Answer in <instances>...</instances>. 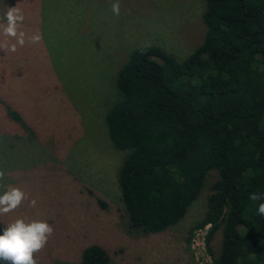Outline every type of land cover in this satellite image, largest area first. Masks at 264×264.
Returning <instances> with one entry per match:
<instances>
[{"label":"rangeland","instance_id":"rangeland-1","mask_svg":"<svg viewBox=\"0 0 264 264\" xmlns=\"http://www.w3.org/2000/svg\"><path fill=\"white\" fill-rule=\"evenodd\" d=\"M114 2L0 0V23L18 7L25 33L16 51L0 50V194L9 187L25 193L18 208L0 214V229L16 219L47 222L53 234L33 254L38 264H79L89 245L104 248L108 264H212L205 241L201 251L194 246L206 230L188 231L202 218L213 177L180 222L142 234L129 225L116 182L127 151L112 146L104 124L117 98L115 73L129 53L157 47L184 59L202 40L203 3L119 0L115 15ZM35 34L38 43L29 40ZM4 104L25 128L5 115ZM219 245L216 232L209 242L214 257Z\"/></svg>","mask_w":264,"mask_h":264},{"label":"trees","instance_id":"trees-1","mask_svg":"<svg viewBox=\"0 0 264 264\" xmlns=\"http://www.w3.org/2000/svg\"><path fill=\"white\" fill-rule=\"evenodd\" d=\"M200 1L203 37L184 59L137 48L115 73L117 98L104 124L112 146L127 151L116 178L120 200L131 227L161 233L182 220L212 176L189 235L207 226L212 264H264V216L257 213L264 201L248 198L264 194V0ZM108 261L97 245L79 258Z\"/></svg>","mask_w":264,"mask_h":264},{"label":"clouds","instance_id":"clouds-1","mask_svg":"<svg viewBox=\"0 0 264 264\" xmlns=\"http://www.w3.org/2000/svg\"><path fill=\"white\" fill-rule=\"evenodd\" d=\"M115 15L120 13L119 0L111 5ZM6 23H0V29L5 37L0 41V50L16 51L17 45L25 43V33L19 31L24 21V16L18 7L8 9L3 18ZM42 39L39 34L29 37L30 42L38 43ZM15 41L12 43L11 41ZM5 173L0 170V180ZM252 201H264V194L251 193L248 197ZM25 199V193L16 187H9L7 191L0 194V214H7L18 208ZM31 206H36V201H31ZM257 213L264 216V202L257 206ZM53 234V228L44 221L33 220L26 223L24 219H16L3 230L0 235V260L5 264H38L33 254L42 250L48 238Z\"/></svg>","mask_w":264,"mask_h":264},{"label":"built area","instance_id":"built-area-1","mask_svg":"<svg viewBox=\"0 0 264 264\" xmlns=\"http://www.w3.org/2000/svg\"><path fill=\"white\" fill-rule=\"evenodd\" d=\"M207 229V226L204 227V230ZM204 232V231H203ZM201 234V233H200ZM203 234L200 235V238L198 237V235H195V239H194V246L197 247L198 249L203 250Z\"/></svg>","mask_w":264,"mask_h":264}]
</instances>
